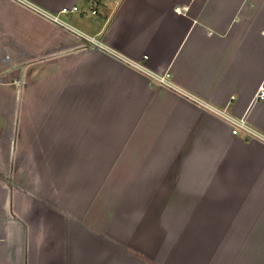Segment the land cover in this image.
<instances>
[{
    "label": "crops",
    "instance_id": "0c3cea01",
    "mask_svg": "<svg viewBox=\"0 0 264 264\" xmlns=\"http://www.w3.org/2000/svg\"><path fill=\"white\" fill-rule=\"evenodd\" d=\"M261 87L264 0H0V264H264V142L193 102Z\"/></svg>",
    "mask_w": 264,
    "mask_h": 264
},
{
    "label": "built area",
    "instance_id": "2783aa9c",
    "mask_svg": "<svg viewBox=\"0 0 264 264\" xmlns=\"http://www.w3.org/2000/svg\"><path fill=\"white\" fill-rule=\"evenodd\" d=\"M72 10H75V7H73ZM65 11V10H64ZM54 22L60 23L62 24V22L59 20L58 16H54L52 17ZM63 25V24H62ZM66 28L71 31L74 32L76 34H80L79 32L75 31L73 28H71L70 26H66ZM83 36V35H82ZM84 39L87 41V43L93 47H102V45L100 43L97 42V40L95 39V37H89V36H85L84 35ZM146 58V57H144ZM128 65H131L133 68H135L136 70L142 72L143 74H145L150 82H152L154 85L158 86V87H163L169 90H173L176 91L179 94H182L184 96H187L188 94L183 91L182 89H180L179 87H177L172 79H171V75L168 72H164L163 74H157V73H153L151 71H149L147 68H145V66L137 61H131L128 59L124 60ZM259 99H264V88L261 87L259 89V91L255 94L254 98H253V102L259 100ZM193 102L195 104H197L199 107L206 109L208 111H210L212 114L218 116L219 118L223 119L230 127H231V131L232 134L238 137H242L244 139H254V140H259L264 142V136H262L260 133H258L257 131H255L248 123L246 120L245 116L242 117H234L232 115H230L225 109L219 108V107H215L201 99H196L193 98Z\"/></svg>",
    "mask_w": 264,
    "mask_h": 264
}]
</instances>
